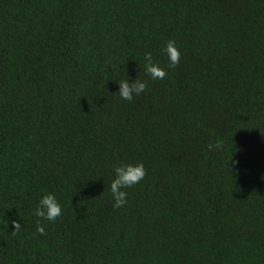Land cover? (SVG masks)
<instances>
[{
	"label": "trees",
	"instance_id": "trees-1",
	"mask_svg": "<svg viewBox=\"0 0 264 264\" xmlns=\"http://www.w3.org/2000/svg\"><path fill=\"white\" fill-rule=\"evenodd\" d=\"M0 264H264V0H0Z\"/></svg>",
	"mask_w": 264,
	"mask_h": 264
},
{
	"label": "clouds",
	"instance_id": "clouds-1",
	"mask_svg": "<svg viewBox=\"0 0 264 264\" xmlns=\"http://www.w3.org/2000/svg\"><path fill=\"white\" fill-rule=\"evenodd\" d=\"M162 52L168 57L169 68H175L180 63L181 53L176 46V42L169 40L165 43L162 48ZM145 61V72L150 76L152 80H163L167 76V72L159 65L153 62V57L151 52H146L144 54ZM119 85V91L114 93L118 94L119 97L126 101H132L134 96L143 93L146 88V82H142L139 79L133 81L123 80L117 82ZM210 151L221 150L223 148V141L216 140L215 143H209L207 145ZM232 163H238L232 160ZM114 179H112L109 189L113 198V208L119 209L127 203V192L122 189L131 188L132 186L138 184L146 176V170L142 162L136 164H122L114 168ZM103 194V193H102ZM62 214V209L58 203L56 197L52 193L45 194L39 200L37 207L34 211V215L43 220L50 222H55L58 217ZM41 219L36 221L37 228L36 231L44 235L46 234L44 226L41 224ZM14 231L13 235H16L21 230V224L15 220L12 221Z\"/></svg>",
	"mask_w": 264,
	"mask_h": 264
}]
</instances>
